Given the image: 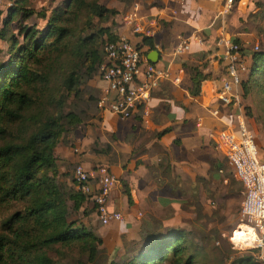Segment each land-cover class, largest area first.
Wrapping results in <instances>:
<instances>
[{"label":"trees","instance_id":"trees-1","mask_svg":"<svg viewBox=\"0 0 264 264\" xmlns=\"http://www.w3.org/2000/svg\"><path fill=\"white\" fill-rule=\"evenodd\" d=\"M106 1L62 0L49 9H34L28 0H11L6 13L0 11V42L6 45L0 57V208L20 204L0 222V264H47L43 249L72 244L84 263L96 262L101 237L70 219L69 213L89 196L63 190L56 180L53 151L97 110L88 84L103 60L102 44L117 38L105 25L117 13ZM254 4L264 11V4ZM240 50L246 56L241 96L251 89L264 94V43L256 50ZM219 61L223 74L224 62ZM182 65L191 82L188 92L196 96L210 74L196 64ZM123 193L129 200L125 185ZM173 223L151 222L131 245L137 247L128 255L125 250L116 264H194L205 249L193 247L190 232ZM229 264L262 263L245 255Z\"/></svg>","mask_w":264,"mask_h":264},{"label":"crops","instance_id":"crops-1","mask_svg":"<svg viewBox=\"0 0 264 264\" xmlns=\"http://www.w3.org/2000/svg\"><path fill=\"white\" fill-rule=\"evenodd\" d=\"M223 1L105 2L117 11L105 23L111 32L137 45L144 59L170 75V79L159 81L147 103L131 117L120 119L97 107L93 117L67 134L53 151L58 174L68 177V190H76L71 171L78 162L88 171L105 166L115 177L106 206L120 212L121 219L98 227L97 232L104 240L117 237L119 248L121 234L125 241L134 242L153 221L177 224L182 205H188L195 194L202 197L207 188L223 180L219 156L224 157L214 147L216 119L209 113L217 109L231 127L234 118L232 107L220 104L215 95L221 76L214 56L215 37L224 32L237 38L242 47H250L255 33L247 17L261 11L254 3L264 4V0H235L230 12L224 15ZM134 25L139 32H133ZM179 36L188 39L189 49L174 55L172 50ZM182 64H196L202 73L210 74L201 81L196 96L188 92L191 82ZM175 77L179 80L176 83L171 81ZM88 85L95 98L105 88L97 74ZM258 157L264 159L262 155ZM90 183L94 190L95 180ZM88 206L87 222L94 226L97 221L93 203L88 202Z\"/></svg>","mask_w":264,"mask_h":264},{"label":"built area","instance_id":"built-area-1","mask_svg":"<svg viewBox=\"0 0 264 264\" xmlns=\"http://www.w3.org/2000/svg\"><path fill=\"white\" fill-rule=\"evenodd\" d=\"M234 1L224 0L221 14L229 13ZM132 30L139 32L137 25ZM215 45L218 48L214 53L215 59L224 62V72L215 91L216 99L220 104L232 107L234 120L231 127V123L227 124L221 119L217 109L210 110L209 114L216 119L217 129L212 140L230 167L232 177L242 187L239 214L241 218L249 220L243 225L246 229L244 240L248 242L246 248L253 249L254 258L264 264V159L258 157L253 132L243 113L239 90L240 76L246 70V56L240 50L241 45L224 32L216 35ZM257 47L254 44L253 50ZM188 49V39L179 36L172 53L181 55ZM101 53L103 60L97 67V75L105 82V88L98 96L96 106L120 119L131 117L140 106H144L159 81L170 79L167 70L144 59L136 45L124 36L104 42ZM171 81L176 83L179 80L175 77ZM71 174L76 190L91 199L101 225L121 219L120 212L108 210L106 206V199L116 179L105 166L88 171L78 162ZM91 179L96 183L94 190Z\"/></svg>","mask_w":264,"mask_h":264},{"label":"rangeland","instance_id":"rangeland-1","mask_svg":"<svg viewBox=\"0 0 264 264\" xmlns=\"http://www.w3.org/2000/svg\"><path fill=\"white\" fill-rule=\"evenodd\" d=\"M61 1L62 0H28V5L34 7V9H38L40 5L49 9L50 6L52 7ZM10 5L11 0L0 1V11L2 15L6 13L7 7ZM247 18L252 22L253 31L255 33L251 36L250 47L254 44L261 47L264 43V11H258L256 14L249 15ZM33 20L34 19H30L29 23L34 22ZM5 48V43L0 42V52L2 51L0 57L4 56L3 51ZM241 105L243 107L244 116L253 132L258 153L264 157V94L258 89H251L248 94L241 96ZM219 158L223 180L215 182V186L212 188H207L206 193L202 195V197L197 194L192 196L188 205L181 206V212L176 222L178 226L190 232L191 244L193 247H202L205 249V252L199 254L194 264H229L235 257L245 255L254 256L253 253L255 252L251 248L242 246L238 249L235 248L238 247V245L235 244L234 232L243 230V225L249 223V220L241 218L239 214L240 203L243 197L242 187L232 177L231 169L226 161L220 156ZM56 180L64 191L68 190V177H65V175H58ZM90 201L91 199H84L81 207L76 212L71 211L69 208L70 219H75L76 223L86 227V230L100 236L97 232V228L106 226L107 224L101 225L96 216V225L92 226L87 222L89 216H87V214L89 212H86V210L87 207H89L88 202ZM85 203L86 206L84 205ZM67 204L70 206L69 202ZM19 207L20 204H11L5 209L0 208V222ZM168 213L169 211H167L166 214ZM120 238L122 249L119 248L120 246L117 244L119 242L117 237L109 236L107 239L105 238L106 240L101 237L102 244L99 246L100 251L97 255L95 264H109L110 262L116 264L125 257V250L128 252H126V255H128L131 253L133 247H137V244L131 246L133 242L125 241L122 234ZM209 249L213 250L211 254L209 253ZM42 255L43 260L45 259V261L48 262L47 264H77L78 261L84 263L85 259L75 244L69 247L55 245L52 249H43Z\"/></svg>","mask_w":264,"mask_h":264},{"label":"bare ground","instance_id":"bare-ground-1","mask_svg":"<svg viewBox=\"0 0 264 264\" xmlns=\"http://www.w3.org/2000/svg\"><path fill=\"white\" fill-rule=\"evenodd\" d=\"M244 230H246L244 227H243V230H237L234 232V240H235V244H237L239 247L242 246V247H246L248 245V242H245L244 239L245 238V232ZM233 239V238H232Z\"/></svg>","mask_w":264,"mask_h":264}]
</instances>
